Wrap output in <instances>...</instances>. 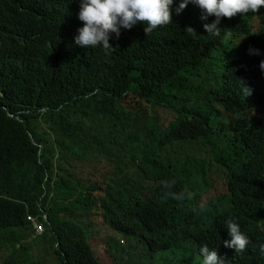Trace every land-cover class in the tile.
Segmentation results:
<instances>
[{"label":"trees","instance_id":"16d2710c","mask_svg":"<svg viewBox=\"0 0 264 264\" xmlns=\"http://www.w3.org/2000/svg\"><path fill=\"white\" fill-rule=\"evenodd\" d=\"M181 2L172 23L148 36L144 24L121 28L105 51L75 43L79 0H0V264L28 252L23 234L50 242L58 264H123L113 250L125 241L102 238L105 228L136 235L129 220L163 264H203L205 244L225 264H264V7L223 18L217 37L203 27L214 16L202 20L192 3L177 14ZM183 93L194 107L175 104ZM87 109L137 151L123 159L111 140L91 137ZM37 124L53 135V166ZM172 180V192L194 198L165 199L161 182ZM229 217L249 238L241 252L224 247Z\"/></svg>","mask_w":264,"mask_h":264},{"label":"clouds","instance_id":"9594fccd","mask_svg":"<svg viewBox=\"0 0 264 264\" xmlns=\"http://www.w3.org/2000/svg\"><path fill=\"white\" fill-rule=\"evenodd\" d=\"M80 11L78 19L83 22V27L77 29L78 35L75 43L82 48H96L102 46L105 51L114 49L109 43L110 33L120 35V29L131 30L137 24H144V33L150 35L153 30L172 23V6L174 0H79ZM192 3L202 11V20L214 16L216 19L211 24L203 25L209 35L221 36L218 27L223 18L231 19L238 14L258 13L264 7V0H182L176 13L180 14ZM185 32L193 37L197 35L192 27ZM222 40L228 42L232 39L231 29H224ZM264 69V61L260 64ZM245 94L251 95V91L244 88ZM164 198L169 197L183 202L192 200L195 193L185 188L180 193L172 192L175 180L162 181ZM203 208V205H201ZM230 240L224 241V247L241 252L249 244L248 236L241 230L238 222L229 217L225 222ZM200 254L203 264H225V260L218 255L215 249L210 250L207 244L201 246Z\"/></svg>","mask_w":264,"mask_h":264},{"label":"rangeland","instance_id":"374dc122","mask_svg":"<svg viewBox=\"0 0 264 264\" xmlns=\"http://www.w3.org/2000/svg\"><path fill=\"white\" fill-rule=\"evenodd\" d=\"M175 104L178 106H195L185 93L177 97V99L175 100ZM87 115L89 116L87 131L91 137H102L104 139L111 140L115 146L119 147L121 151V158L123 159H125L126 157L130 158L131 154H134L137 151L136 146L132 145L131 140H127L123 133L118 134L112 126H107L104 121L93 114L91 109H87ZM90 118H92L95 123H93ZM36 127V134L38 138H41L43 140L42 143L46 149V157L53 166L57 158V150L54 145V140L52 137L53 135H51V133H49V131L40 124H37ZM222 141L223 138L220 136H215L213 138V142L215 144H219ZM160 153L165 159L169 161L170 164L178 160H175L176 155L171 149H162L160 150ZM91 163L96 164L94 161H91ZM178 168L182 170L181 165H179ZM128 170L129 169H125L126 172ZM97 213L99 212L90 210L89 212H87V215L90 216ZM98 215L99 222H104L105 214L99 213ZM128 225L134 230L137 236H150L145 231L140 229L134 221L129 220ZM181 227L182 226H178V228H171L163 232L170 233L176 231V229L179 231ZM105 231V236L102 238L104 242H107L109 239H114L117 242L119 240L125 241V244L122 245V247H119V249L117 250H113L115 256H121L122 254H124L125 262H123V264H163V256L161 254H152L148 247V243L142 237L138 238L136 235H134V233L132 235H125L111 228L109 230L105 228ZM87 236L89 239V243H93L92 245L94 246L95 253L102 256V253L104 252L103 246L95 244L98 242L99 235L88 232ZM19 239L22 240V243L26 246L28 252L26 254L20 252L13 255V264H58L56 261V257L54 256V253L51 249L50 242L42 240V238H38L34 234H23V236ZM188 247L189 249L188 251H186L187 254L191 253L192 251H194L195 253L196 258H193L191 256L193 262L199 261L200 258L194 250V247L191 245H188ZM179 249H176L177 253H179ZM3 253L7 257L10 254V251L6 250L5 248ZM101 261H104L103 256L101 257ZM120 261L121 259H118V262ZM164 261L165 264H170V262L166 261L165 258Z\"/></svg>","mask_w":264,"mask_h":264},{"label":"built area","instance_id":"2783aa9c","mask_svg":"<svg viewBox=\"0 0 264 264\" xmlns=\"http://www.w3.org/2000/svg\"><path fill=\"white\" fill-rule=\"evenodd\" d=\"M32 223L34 224V229L37 231L38 235H41L43 233V229L36 225L35 221L32 220Z\"/></svg>","mask_w":264,"mask_h":264}]
</instances>
